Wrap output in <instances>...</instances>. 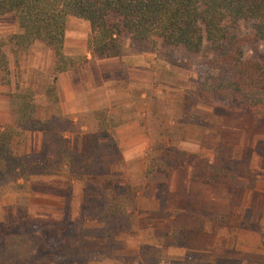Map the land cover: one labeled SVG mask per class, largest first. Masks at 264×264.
I'll return each mask as SVG.
<instances>
[{
	"label": "rangeland",
	"instance_id": "rangeland-1",
	"mask_svg": "<svg viewBox=\"0 0 264 264\" xmlns=\"http://www.w3.org/2000/svg\"><path fill=\"white\" fill-rule=\"evenodd\" d=\"M13 26L18 27L14 16L0 17V27ZM228 29L224 51L238 43L242 45L244 59L264 57V42L253 39L251 23L239 22L229 25ZM90 34L88 22L69 18L65 52L69 57L88 59L74 69L77 70L73 84L77 87L79 101L86 99L85 89L93 85L92 77L100 76L86 67L96 59L102 60L88 52ZM12 35L11 32L0 34V83H9L14 75L12 94L34 92L39 119L48 123L46 133L27 134L19 147L21 153L43 155L46 148H57L59 139L67 137L69 157L75 158L79 168L86 164L92 174L109 169L110 162L114 161L111 168L121 172L124 181L132 183L138 191L136 222L120 220L103 228L89 218L84 223V248L70 247L65 232L61 238L56 237L53 250L47 251V240L55 238V233L44 231L45 226L76 222L84 208L99 209L105 199L100 193L86 197L84 184L73 183L65 176L36 177L26 183L24 189L12 187L0 199V222L15 223V233L33 234L36 251L45 259V264H264V157L261 156L264 122L255 126L248 113L226 112L228 104L209 106L200 101L198 88L203 82L209 78L226 80L232 75L227 69L216 70L209 66L210 60L218 55L209 44L200 54H192L163 41L134 47L127 42V54L123 57L145 56L149 71L155 74L137 73L134 78L139 85L130 81L129 73L117 69L106 72L103 74L105 83L116 82L107 88L115 87L116 91L125 93L117 100V105L68 114L65 105H72L66 103L63 111L57 84L53 83L54 75L36 69L47 59L45 50L38 47L35 51L16 53L10 43ZM137 68L142 71L146 67ZM17 107L19 101L15 100L13 123L7 126L15 125ZM110 119L117 129L138 120L146 141L132 148L133 145L119 139V155L113 149L94 148L95 139L108 144L105 133H97L96 129L101 121ZM127 150L129 157L125 158L122 152ZM161 157L171 160L166 166L172 174L171 182L169 176H147L149 163L154 158L161 161ZM214 161L221 165L231 163L229 169L234 172V185L197 191L198 195L204 194V198L214 197V214L203 215L206 214L204 208L198 212L199 218H208L207 230L203 229L205 223L201 218L198 234H192L186 229L191 224L184 219L191 216V211L181 217L184 228L176 223L175 213L170 208L174 199L170 191L181 183L195 184L190 176L192 168L197 170L200 165ZM174 164L178 167L173 168ZM170 227L179 228L177 236H170ZM210 229L213 230L211 236L204 234L203 230ZM4 238H0V247Z\"/></svg>",
	"mask_w": 264,
	"mask_h": 264
},
{
	"label": "trees",
	"instance_id": "trees-1",
	"mask_svg": "<svg viewBox=\"0 0 264 264\" xmlns=\"http://www.w3.org/2000/svg\"><path fill=\"white\" fill-rule=\"evenodd\" d=\"M9 15L16 18L19 27V32L10 37L16 53L30 50L36 43L54 52L53 83L60 74L88 61L87 57L73 58L65 52L70 17L90 24L88 52L101 59L125 56L127 42L134 47L163 41L192 54H200L209 44L218 54L210 60L209 66L216 70L227 69L232 75L226 80L209 78L203 82L198 88L200 101L209 106L228 104L226 112L248 113L255 126L264 122V57L244 59L242 45L238 43L230 46V50H223L229 37L228 26L239 22L251 23L253 39L264 42V0H0V17ZM11 97L13 103L19 101V107L15 125H0V199L12 187L24 189L33 178L64 176L73 183L84 184L86 197L100 193L105 199L99 209L84 208L76 222L45 226L44 231L55 233V238L47 240V251L53 250L54 242L65 232L70 247L84 248V223L89 218L95 219L103 228L120 220L136 222L137 187L126 183L121 172L111 168L114 161L110 162L109 169L90 174L86 164L79 168L75 158L69 157L67 137L59 139L57 148H46L43 155L22 154L19 147L27 134L46 133L48 123L39 119L34 92L12 94ZM117 127L113 119L101 121L96 132L103 131L109 142L103 145L95 139L92 142L94 148L113 149L119 155L118 140H114ZM261 156L264 157V150ZM161 158V161L154 158L149 163L147 176L170 175L166 166L171 160ZM230 164L214 161L200 165L197 170L192 168L191 181L233 187L234 172L229 169ZM176 166L174 164L173 168ZM179 216L175 214V217ZM15 228V223L0 222V238L5 237L0 247V264H45V259L36 251L34 235L15 233ZM177 229L172 228L173 237L177 236Z\"/></svg>",
	"mask_w": 264,
	"mask_h": 264
},
{
	"label": "crops",
	"instance_id": "crops-1",
	"mask_svg": "<svg viewBox=\"0 0 264 264\" xmlns=\"http://www.w3.org/2000/svg\"><path fill=\"white\" fill-rule=\"evenodd\" d=\"M18 23V22H17ZM13 28L9 27H0V34L11 32L12 34H15L19 32V27H15V30ZM8 29H11V31H8ZM43 48L45 52L47 53V59L43 61L42 65L36 67L37 70L40 69V71H44L48 75H54L55 68H56V57L54 52L47 48L45 45L41 43H36L31 50L35 51L36 48ZM9 56V55H8ZM9 61L12 62V59L9 58ZM143 65L146 67L142 71L139 70L137 67H141ZM12 67V63H11ZM87 68H92L94 72H96L100 76L94 75L92 77V83L93 85L91 88L88 86L86 91V99L85 100H78V92L77 87H74L73 81L75 78L74 73L77 70L69 71L67 73L60 74L58 76V80L56 82L59 98L61 99L63 111L65 112L64 105L66 103H71V106L65 105L67 107L68 114L76 113V111L79 110V112L83 111H92L97 110L105 107H110L117 105V100L124 95V92L116 91L115 87H109L107 88V85H116V82L113 83H105V80L103 78V74L106 72H111L112 70H118L122 72L129 73V79L130 81H134L135 84H139L138 81L134 78V76L137 73L143 72V73H150L155 74L151 71L150 65L148 61H146L145 56H131V57H123V58H107V59H96L94 62L86 66ZM12 69V68H11ZM15 85L14 82V75L13 78L9 83L2 84L0 83V125L7 126L11 125L13 123V108H12V89ZM140 85V84H139ZM76 90V91H75ZM98 94V95H97ZM76 104L82 105V107L77 108ZM138 111H135L139 115V109H136ZM116 135L117 140L119 139L122 142L130 143L133 147L136 143H142L146 141L145 138V132L141 125V123L138 120H133L131 122H128L124 125L123 129H116ZM124 136V137H123ZM131 147V146H129ZM137 147V146H136ZM135 150V149H134ZM129 150L122 152V154H125L124 157H129L128 154H126ZM146 151V150H145ZM143 154H146L144 152ZM120 157H123L120 156ZM169 181H172V174L169 175ZM178 188H172L171 196L174 197L171 204V209L173 213H177L180 215V217H174L176 219V223H178L181 227H185L182 223V216H185V213L188 211H191V216H185L184 219L188 221L191 226H186V229H190L192 234H198L196 231L200 228L199 225L204 220V228L207 230L208 226V218H205V216H202L204 219L202 220L198 216V212L206 210V214L213 215L214 212L212 210V203H213V196L204 198V194L201 195L197 193L199 190L202 191L204 189H210L212 187H217L213 185H205V184H182L177 186ZM171 189V187H170ZM199 197V198H198ZM200 200V201H199ZM206 201V204H201L202 201ZM199 202V203H198ZM201 217V216H200ZM207 217V216H206ZM173 226V224L171 225ZM198 227V228H197ZM212 228V226H210ZM204 234L211 236L213 234V230L210 229L209 231L205 232ZM170 236L172 235V227H170L169 230ZM203 234V233H202ZM173 246V245H170ZM175 247V246H173ZM170 250V249H169Z\"/></svg>",
	"mask_w": 264,
	"mask_h": 264
}]
</instances>
